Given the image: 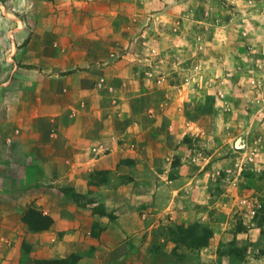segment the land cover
Returning a JSON list of instances; mask_svg holds the SVG:
<instances>
[{
  "label": "rangeland",
  "instance_id": "1",
  "mask_svg": "<svg viewBox=\"0 0 264 264\" xmlns=\"http://www.w3.org/2000/svg\"><path fill=\"white\" fill-rule=\"evenodd\" d=\"M91 94L102 97L96 133L88 132L92 118L77 117L81 97ZM23 113L47 117L40 126L50 128L51 142L82 138L92 159L117 152L115 164L83 167L85 195L58 189L100 213L98 191L106 185L116 189L159 170L155 159L151 171L138 167L145 147L185 145L194 173L205 163L213 194L232 181L242 197L247 237L221 244L217 264H264V0H0V115L10 128ZM155 123L163 128L142 131ZM4 140L9 166L13 141ZM230 155L231 164L215 165ZM29 210L27 228L42 231L47 221ZM202 229L187 233L207 238ZM33 255L22 242L21 264Z\"/></svg>",
  "mask_w": 264,
  "mask_h": 264
},
{
  "label": "crops",
  "instance_id": "2",
  "mask_svg": "<svg viewBox=\"0 0 264 264\" xmlns=\"http://www.w3.org/2000/svg\"><path fill=\"white\" fill-rule=\"evenodd\" d=\"M81 84L85 85L84 81ZM100 96H82L80 100L85 105L77 108V117L92 118L89 133L98 131L94 128L98 124ZM2 116L0 166L4 164V139L9 135L13 143L7 145L11 152L7 157L9 166H5L9 171L0 167V264H21L22 242L35 251L28 264L39 259L62 264H217L221 244L232 240L234 234L240 241L247 237L241 229L248 221L240 217L242 197L234 182L223 181L220 194H213L215 183L211 182L205 163L194 173L185 145H158L162 150L145 147L138 167L151 171L155 159L159 170L155 174H135L133 180L116 189L106 185L98 191L103 210L100 213L94 204L77 203L58 189L85 195L88 187L83 167L110 161L115 164L117 152L92 159L88 148L91 146L82 138L75 143L51 142L47 136L50 128L40 126L47 120L42 114L23 113L21 119L14 121L16 127L10 128L4 125ZM112 116L109 110L108 123L114 124ZM111 124L109 131L114 133L116 129ZM159 127L155 123L153 128L142 131L152 134L163 128ZM175 129L173 125L165 128L166 132ZM83 131L78 129L79 133ZM231 156L215 165L231 164ZM174 158H178L179 165L167 164ZM29 208L51 220L47 229L30 232L22 220ZM205 226L209 230L207 238L187 234L192 228L201 234ZM249 231L254 235V230ZM4 242L10 245L6 250Z\"/></svg>",
  "mask_w": 264,
  "mask_h": 264
},
{
  "label": "trees",
  "instance_id": "3",
  "mask_svg": "<svg viewBox=\"0 0 264 264\" xmlns=\"http://www.w3.org/2000/svg\"><path fill=\"white\" fill-rule=\"evenodd\" d=\"M29 211H31V210H28V211L25 213L24 217H23V219H24V221H25V224H29V223H30V219H29V217L27 216V214L29 213ZM31 212H32V211H31ZM34 214L37 215V217H38L39 219H42V220L47 221L46 225H45L41 230L47 229V228L49 227V225L51 224V220H50L48 217L42 216V215H40V214L37 213V212H34ZM39 230H40V229H37V231H39ZM189 230H192V231L195 233V235H196V230H195V228H192V229H189ZM187 234H189V233H187Z\"/></svg>",
  "mask_w": 264,
  "mask_h": 264
},
{
  "label": "built area",
  "instance_id": "4",
  "mask_svg": "<svg viewBox=\"0 0 264 264\" xmlns=\"http://www.w3.org/2000/svg\"><path fill=\"white\" fill-rule=\"evenodd\" d=\"M252 205V204H251ZM255 206V205H254ZM247 213L248 215H254L255 211H254V207L253 205L250 208H247Z\"/></svg>",
  "mask_w": 264,
  "mask_h": 264
},
{
  "label": "water",
  "instance_id": "5",
  "mask_svg": "<svg viewBox=\"0 0 264 264\" xmlns=\"http://www.w3.org/2000/svg\"><path fill=\"white\" fill-rule=\"evenodd\" d=\"M236 146H239L238 142L236 143Z\"/></svg>",
  "mask_w": 264,
  "mask_h": 264
}]
</instances>
